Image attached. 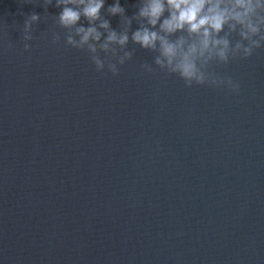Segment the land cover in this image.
<instances>
[{"label":"water","instance_id":"obj_1","mask_svg":"<svg viewBox=\"0 0 264 264\" xmlns=\"http://www.w3.org/2000/svg\"><path fill=\"white\" fill-rule=\"evenodd\" d=\"M59 11L0 0V264H264V47L210 65L238 92L187 87L132 43L113 75Z\"/></svg>","mask_w":264,"mask_h":264},{"label":"clouds","instance_id":"obj_2","mask_svg":"<svg viewBox=\"0 0 264 264\" xmlns=\"http://www.w3.org/2000/svg\"><path fill=\"white\" fill-rule=\"evenodd\" d=\"M44 3L52 5L53 0ZM105 4L106 0H55L60 9L55 20L67 30L66 44L86 50L98 71L107 67L118 75V64L134 56L135 49L128 48L132 43L156 53L154 64L159 70L179 76L187 87L223 85L238 92L240 84L233 77L209 71L210 65L246 59L264 47V0H137V11L131 16L120 0H114L107 12L120 17L119 31L103 15ZM82 18L87 26L81 23ZM40 20L37 12L24 20L25 50L31 49L27 41L33 39L32 26ZM133 20L138 22L134 30ZM234 34L239 38L233 40ZM60 39L59 32L53 34L54 42ZM141 67L156 71L152 64Z\"/></svg>","mask_w":264,"mask_h":264}]
</instances>
